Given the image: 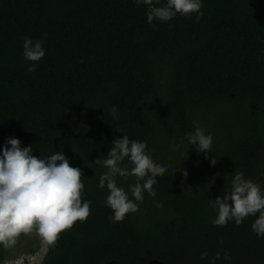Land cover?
<instances>
[{
  "label": "trees",
  "instance_id": "1",
  "mask_svg": "<svg viewBox=\"0 0 264 264\" xmlns=\"http://www.w3.org/2000/svg\"><path fill=\"white\" fill-rule=\"evenodd\" d=\"M200 11L199 20L177 14L150 25L146 6L131 0H0V146L11 137L42 158L62 151L92 202L40 264H209L218 250L230 259L216 264H264L255 217L213 226L208 207L236 172L264 187V0H203ZM23 36L44 40L35 72L26 71ZM194 121L212 134L207 159L193 146L171 150ZM123 134L174 171L113 223L93 161ZM133 181L118 179L125 189ZM7 257L0 247V264Z\"/></svg>",
  "mask_w": 264,
  "mask_h": 264
},
{
  "label": "clouds",
  "instance_id": "2",
  "mask_svg": "<svg viewBox=\"0 0 264 264\" xmlns=\"http://www.w3.org/2000/svg\"><path fill=\"white\" fill-rule=\"evenodd\" d=\"M137 6H146V23L154 20L166 23L177 16L195 13L199 20L203 0H131ZM22 58L28 72H35L44 58L46 49L43 39L21 37ZM110 117L118 119L115 106L109 109ZM186 141V144H185ZM17 138H6L0 146V247L5 249L16 245L21 234L35 233L46 245L55 247L58 235L70 229L74 222H83L90 214L91 201L83 199L84 184L80 168L69 166L62 151H55L47 157L32 154V146L21 148ZM193 146L196 153H203L207 159L213 152V137L210 132L193 122V130L186 131L181 139L171 143L173 152L185 150V155ZM144 140L130 139L123 134L111 141L106 156H98L93 163L102 168L97 188L106 190L105 206L110 209L109 221L122 222L127 214L139 211L145 193L156 194L157 177L174 171L170 164L153 159ZM102 157V158H101ZM215 165L216 158L209 160ZM182 175L187 173L182 171ZM134 178L127 189L118 183ZM157 208L162 204L155 202ZM215 217L210 220L213 226L223 227L228 222L239 226L248 217H255L250 225L257 238L264 237V187L259 182L246 179L242 172L231 175L229 188L223 195L208 200ZM47 249V247H46ZM208 254L202 252L200 259ZM230 259L227 251H217L209 261ZM15 264H22L18 258Z\"/></svg>",
  "mask_w": 264,
  "mask_h": 264
},
{
  "label": "rangeland",
  "instance_id": "3",
  "mask_svg": "<svg viewBox=\"0 0 264 264\" xmlns=\"http://www.w3.org/2000/svg\"><path fill=\"white\" fill-rule=\"evenodd\" d=\"M48 245L35 233L31 234H21L15 246L12 248L6 249L8 257L5 262L14 260L18 257H21L25 254L37 252L41 248H46ZM32 250V252H31ZM5 262L3 264H5Z\"/></svg>",
  "mask_w": 264,
  "mask_h": 264
},
{
  "label": "built area",
  "instance_id": "4",
  "mask_svg": "<svg viewBox=\"0 0 264 264\" xmlns=\"http://www.w3.org/2000/svg\"><path fill=\"white\" fill-rule=\"evenodd\" d=\"M46 251V248H41V250H38L37 252L35 251L33 253L25 254L18 258H22V264H40ZM18 258L5 262V264H15Z\"/></svg>",
  "mask_w": 264,
  "mask_h": 264
},
{
  "label": "water",
  "instance_id": "5",
  "mask_svg": "<svg viewBox=\"0 0 264 264\" xmlns=\"http://www.w3.org/2000/svg\"><path fill=\"white\" fill-rule=\"evenodd\" d=\"M108 264H120V263H118V262H109Z\"/></svg>",
  "mask_w": 264,
  "mask_h": 264
}]
</instances>
